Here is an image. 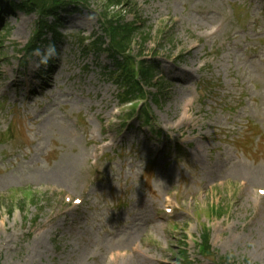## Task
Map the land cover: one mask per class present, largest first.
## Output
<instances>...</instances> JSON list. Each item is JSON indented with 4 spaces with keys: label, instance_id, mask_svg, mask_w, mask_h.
Masks as SVG:
<instances>
[{
    "label": "rangeland",
    "instance_id": "rangeland-1",
    "mask_svg": "<svg viewBox=\"0 0 264 264\" xmlns=\"http://www.w3.org/2000/svg\"><path fill=\"white\" fill-rule=\"evenodd\" d=\"M83 1L38 71L21 52L37 15L1 17L0 264H264V0ZM103 11L155 54L126 122L135 103L87 44ZM203 227L226 262L198 254Z\"/></svg>",
    "mask_w": 264,
    "mask_h": 264
},
{
    "label": "trees",
    "instance_id": "trees-1",
    "mask_svg": "<svg viewBox=\"0 0 264 264\" xmlns=\"http://www.w3.org/2000/svg\"><path fill=\"white\" fill-rule=\"evenodd\" d=\"M102 1L106 8H118L123 5V0ZM127 1L126 3H128ZM83 2V0H19L16 3L15 0H0V16L8 11L10 12L15 7L37 15V20L34 24V35L24 50V55L31 57L34 48L57 41L61 37L58 33L59 11L66 10L71 6L77 7ZM48 18L52 20L48 21ZM100 27L104 36L108 37L106 46H108L107 49L110 56L115 60V66L118 71L117 80L119 81V86L123 88L124 101H129L142 94V87L139 83L151 84L154 78L155 65L153 62L146 60L136 61L133 57H128V49L132 41L138 37L144 43L147 40L148 32L144 35V32L139 31L140 27L134 25V23H125L122 17H118L117 14L112 16L106 11L101 13ZM46 34L52 36V39L48 42L45 38ZM101 39L102 37L100 36L94 41L97 49L102 44ZM115 54H122L121 60L114 57ZM200 245L203 255L210 256L209 231L206 228H203L200 234Z\"/></svg>",
    "mask_w": 264,
    "mask_h": 264
},
{
    "label": "clouds",
    "instance_id": "clouds-1",
    "mask_svg": "<svg viewBox=\"0 0 264 264\" xmlns=\"http://www.w3.org/2000/svg\"><path fill=\"white\" fill-rule=\"evenodd\" d=\"M31 55L35 58L33 70L38 71L42 67L46 69L51 61L59 58L60 53L56 44L54 42H49L45 46L34 48Z\"/></svg>",
    "mask_w": 264,
    "mask_h": 264
}]
</instances>
